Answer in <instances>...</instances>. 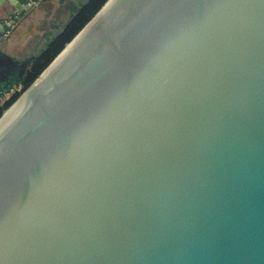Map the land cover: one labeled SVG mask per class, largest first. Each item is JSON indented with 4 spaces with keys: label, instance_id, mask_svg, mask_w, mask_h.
Instances as JSON below:
<instances>
[{
    "label": "water",
    "instance_id": "1",
    "mask_svg": "<svg viewBox=\"0 0 264 264\" xmlns=\"http://www.w3.org/2000/svg\"><path fill=\"white\" fill-rule=\"evenodd\" d=\"M108 2L0 117V264H264V0H113L50 67Z\"/></svg>",
    "mask_w": 264,
    "mask_h": 264
},
{
    "label": "crops",
    "instance_id": "2",
    "mask_svg": "<svg viewBox=\"0 0 264 264\" xmlns=\"http://www.w3.org/2000/svg\"><path fill=\"white\" fill-rule=\"evenodd\" d=\"M89 1L36 0L30 11L16 19L19 15H13L9 1L0 0V28L8 24L12 15L15 20L9 32L3 38L0 37V43L4 38L7 39L0 44L4 54L0 57L1 91L7 92L10 85L18 82L24 65L39 56Z\"/></svg>",
    "mask_w": 264,
    "mask_h": 264
},
{
    "label": "trees",
    "instance_id": "3",
    "mask_svg": "<svg viewBox=\"0 0 264 264\" xmlns=\"http://www.w3.org/2000/svg\"><path fill=\"white\" fill-rule=\"evenodd\" d=\"M107 0H90L81 10L71 19L62 32L47 48L37 57L32 58L23 67L20 76V84L26 90L43 72V70L53 61L73 37L86 25V23L101 9ZM11 86V85H10ZM10 86L6 89L8 91ZM16 97V96H15ZM15 97L0 107V117L4 111L16 100Z\"/></svg>",
    "mask_w": 264,
    "mask_h": 264
},
{
    "label": "rangeland",
    "instance_id": "4",
    "mask_svg": "<svg viewBox=\"0 0 264 264\" xmlns=\"http://www.w3.org/2000/svg\"><path fill=\"white\" fill-rule=\"evenodd\" d=\"M18 80V82H16V84H13V85H11L10 86V91L8 90L7 92H3L4 94H5V96H4V98L0 101V107L1 106H4L9 100H10V98H12V97H15L16 99H18L22 94H23V92H24V89H23V85L22 84H20V82H19V80H20V78L19 79H17ZM12 83H14L13 81H12ZM16 101V100H15ZM14 101V102H15ZM13 102V103H14ZM12 103V104H13ZM8 109V108H7ZM6 111V110H5Z\"/></svg>",
    "mask_w": 264,
    "mask_h": 264
},
{
    "label": "bare ground",
    "instance_id": "5",
    "mask_svg": "<svg viewBox=\"0 0 264 264\" xmlns=\"http://www.w3.org/2000/svg\"><path fill=\"white\" fill-rule=\"evenodd\" d=\"M112 1L113 0H109V2L105 5V7L101 10V12L97 15V17L95 18V19H93L92 20V22L83 30V32L81 33V34H79L76 38H75V40L71 43V44H69L67 47H66V49L58 56V58L50 65V67L59 59V57L69 48V46H71L91 25H92V23L103 13V11L112 3ZM49 67V68H50ZM48 68V69H49ZM47 69V70H48ZM46 70V71H47ZM45 71V72H46ZM41 79H42V77H41ZM27 94V93H26ZM26 94H24L23 96H22V98L26 95ZM21 98V99H22ZM21 99H19L5 114H4V116L1 118V120H0V122L3 120V118L7 115V114H9V112L16 106V104L21 100Z\"/></svg>",
    "mask_w": 264,
    "mask_h": 264
},
{
    "label": "built area",
    "instance_id": "6",
    "mask_svg": "<svg viewBox=\"0 0 264 264\" xmlns=\"http://www.w3.org/2000/svg\"><path fill=\"white\" fill-rule=\"evenodd\" d=\"M5 94L3 92L0 93V101L4 98Z\"/></svg>",
    "mask_w": 264,
    "mask_h": 264
}]
</instances>
